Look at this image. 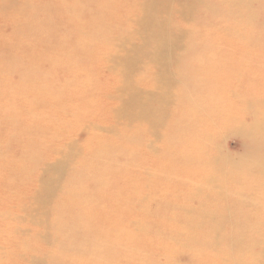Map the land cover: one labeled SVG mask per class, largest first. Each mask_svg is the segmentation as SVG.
Returning <instances> with one entry per match:
<instances>
[{
    "label": "bare ground",
    "instance_id": "bare-ground-1",
    "mask_svg": "<svg viewBox=\"0 0 264 264\" xmlns=\"http://www.w3.org/2000/svg\"><path fill=\"white\" fill-rule=\"evenodd\" d=\"M19 1L21 0H0V16L11 14L22 17L11 21V24L0 23V43L59 45L57 56L55 51H43L39 59L52 63L57 69H61L63 65L66 71H83L88 74L84 78L69 76V81H64L61 87L56 86L57 93L65 92L70 95V104L79 95L87 104L91 103L98 92L106 89L102 81L104 79L94 69L95 65L101 63L107 70L111 69L120 78L114 85L115 92L108 93L107 96L120 104L116 107L119 116L117 125H122L105 127L92 116L87 130L79 129V138L95 132L105 133L100 134L102 136L96 135V139L85 141L83 146L63 143L53 145L47 152L43 149L40 150L41 153L31 152L28 159L36 166H30L25 177L27 182L30 179L39 183V186L27 192L25 198L31 201L27 205L33 207L21 219L33 220L34 224L42 226L43 231L37 237L48 245L59 244L62 250L56 255L48 252L36 257L25 253L27 264H118L119 260L123 261L121 264H179L182 260L191 264H264V245L260 246L258 239L251 237L252 227H249L251 224L258 227L264 222L229 223L228 229L232 231V235L230 232L219 239L204 236L205 239L198 235L203 233L199 230L203 225H198L197 229L191 231L193 236L180 228L176 230L177 227L173 225L174 228L169 230L159 227L153 236L145 235L144 239H140L125 226L127 223L136 224L138 231H144L136 216L134 219L130 214L131 209L114 213L98 207L99 204L112 201V198L117 199L112 194L116 192L119 195L118 187H125L131 193L137 190V181L128 179L137 168L126 164L137 162L138 155L129 152L127 148L134 147L140 139L143 141L144 131L140 127H134L133 122L149 117L153 122L148 132L159 138L162 128L169 131L175 128L176 121H172L178 115L172 112L175 103H181L186 98L187 103L193 106L199 104L205 96V93L198 90V85L200 82L206 85L205 80L210 81L214 75L209 74L201 80H194L193 75L203 73L206 69L216 71L218 67L208 68L205 61L194 63L190 58L205 49L219 48L214 45H230L233 52L229 59H234V55L241 51L236 48L238 45H264V0H219L217 3H213V0H177L183 1L179 6L174 4V0H141L142 4H137L134 8L135 14L131 16L130 24L127 21L115 22L116 12L106 11L114 0H79V5L74 0H68L67 3L59 0L58 5L65 9L55 10L54 13L52 11L57 9V5H53L52 0H40L38 5L33 6ZM213 9H217V12L209 16L204 14L210 20H203L205 28L197 31L201 21L197 22L195 18L200 19L204 11ZM81 11L90 12L89 17L85 13L80 14ZM43 13H49V16L41 18ZM174 18H185L187 26H183V23L175 24ZM80 45L83 46L79 47ZM105 45H112L117 50L113 54L104 55L102 50ZM246 51L243 52L246 53L245 60L253 50ZM0 52H3L0 53V67L7 64V56L14 58L13 63L16 59H22L25 64L18 69L28 71L30 75L29 79L16 83L15 90L1 94V98L10 94L17 102L18 95L19 101L30 105L31 109L49 102L59 103L57 97L37 89L32 99L23 97L24 90L34 86L32 82H45L54 76L52 71L43 72L39 69L41 63L34 57L36 55L31 48L7 47L0 49ZM91 55H94L91 64L81 66L76 63ZM33 62H38L39 66L34 68L38 63ZM227 70L226 76L232 79L242 74L239 68L229 67ZM10 71L8 68L0 75V87L14 84L15 76H11ZM149 78H154L157 84V89L153 92L142 87V82ZM260 79L263 80V88L250 89L249 95L246 94L245 97L240 98L234 91L233 99L236 106H239L238 111L230 107L231 104L227 107L226 102H220L222 91L215 93L220 102L218 113L229 109L232 110L233 117H226L214 132L213 128L207 126L196 137L180 138V145L185 142L192 145L190 141L197 139L199 144L192 150L201 152L208 149L206 145L212 144L218 149L214 158L217 163H234L233 167L237 166L238 172L249 176L252 172L261 174L263 181L259 186L264 187V77ZM178 86H184L180 91L183 98L177 90ZM231 89L226 91H232ZM197 92L200 93L199 100H196ZM75 93L77 96H74ZM62 101L65 102L66 99ZM5 106L13 110L20 108L14 101ZM102 109L103 106L99 110ZM69 113L74 118L83 113V109L79 106ZM35 118L36 115L26 118L32 124L25 127L23 134L30 135L39 143L41 139L33 134L44 133L34 123ZM72 120L66 116L64 121L61 120L59 128L66 127L64 131H70L71 126H74ZM128 126L132 127L130 131L123 129ZM10 127L19 129L22 126L17 121L6 128ZM215 133L216 136L213 135ZM57 137L62 138V135L58 133ZM229 138L238 142L234 151H230L227 146ZM108 139L114 140L108 142ZM33 142L28 140L32 145ZM19 143L12 142L9 136L3 143L0 141V161L10 156V160L18 166L27 165L24 163L28 160L26 152L14 153L17 151L14 144ZM188 152L189 150H185L184 154ZM85 155L90 158L81 160ZM90 163L103 165L101 169L109 174L93 168ZM225 167L223 166L224 169ZM10 209L0 203V221L10 214ZM183 225L188 229L189 224ZM211 225L214 232L227 233L220 228V224ZM22 231V234L29 232ZM163 233H166L165 236L161 235ZM137 240L144 242L141 249L136 247ZM146 246L149 247L148 253L145 252ZM206 247H219L216 258L213 259L209 251L204 252Z\"/></svg>",
    "mask_w": 264,
    "mask_h": 264
},
{
    "label": "rangeland",
    "instance_id": "rangeland-1",
    "mask_svg": "<svg viewBox=\"0 0 264 264\" xmlns=\"http://www.w3.org/2000/svg\"><path fill=\"white\" fill-rule=\"evenodd\" d=\"M39 1L21 0L19 2L33 6L38 5ZM60 1H65V3L69 2L68 0ZM60 1L52 0L53 5H57V9L54 8L52 13L55 10L63 11L65 9L58 5ZM218 1L213 0V3H217ZM142 2L141 0H114L109 5L110 8H106V11L116 12L115 16L117 17L115 22L124 21L125 23L127 21L130 24L131 16L135 14L134 8H136L137 4H142ZM182 2L174 0V4H177V6ZM74 3L79 5V0H74ZM219 7H217L218 10ZM217 9L204 11L203 17L200 19L198 17L195 18L197 22L201 21L199 26H197V31L205 28L202 21L210 20L206 16L215 14ZM81 13L87 14L88 17L90 14L87 11H81ZM48 16L49 13H43L40 17L44 18ZM20 18H22L21 15H1L0 23L11 24V21H16ZM82 19H84L83 16ZM195 20L193 21L194 23H196ZM185 21V18H174V23L177 25L183 23V26H187ZM83 28H85V23L83 24ZM81 46L83 45L79 47ZM214 46H218L219 48L205 49L190 58V61L194 63L205 61L204 63L207 64L205 66H208V68H216L217 66L218 69L216 71L206 69L203 73L193 75L194 80H201L203 77L207 78L209 74L214 75L210 81L205 80L206 85L203 82L199 83L198 90L205 93V96L197 105H189L187 99L183 98L180 92L182 88L184 89V86H178L177 90L184 101L175 103L177 107L175 106L172 112H176L178 115H175V119L172 120L173 122L176 121L175 128L172 131L162 128L158 138L151 136L148 132L153 122L149 117L133 122L134 127H140L144 131V140L142 141L140 139V142L134 147L127 148L129 152H135V155H138L137 162H128L126 164V166H135V169L137 168L128 177L130 180L137 181V190L131 193L132 191L125 187H118L120 190L118 192L119 195H116V192L112 194L117 199L112 198V201L98 205V207L107 209L109 212L113 211L114 213L122 211L123 209H131L130 214L133 215L134 219L136 216L138 224L141 223L144 231H138L139 229L136 224L131 225L127 223L125 226L140 239H144L143 236L145 235L153 236L154 231L159 227H165L163 230H169L170 228H174L173 225L177 227L176 230L182 229L181 231L189 232L192 236L193 233L191 231L197 229L198 225H203L201 226L202 229H199L203 233L198 235L201 237L208 236V239H219L229 235L230 232V235H232V231L228 229L229 223L264 222V187L259 186L260 182L263 181L261 174L252 172L249 176L244 172H238L237 166L233 167L234 163L220 165L214 160L218 154V149L212 144L210 146L206 145L208 149L201 152L192 150L199 144L197 139L190 141V144L193 143L192 145H187L186 142L180 145V138L196 137L200 134L201 129L204 130L207 126L213 128L214 132L218 126L223 124L226 117H229V115L233 117V112L229 109H227V112L222 110L223 113H218V103L226 102L227 107L231 104L230 107H234L237 110L239 106H236L234 103V91L238 93L237 96L242 98L246 94L249 95L250 89L258 90L263 88V80L260 78L264 77V51H260L264 50V45H250V47L238 45L236 48L241 51L237 55H234V59H229L232 57L233 52L230 45ZM7 47L31 48L33 54L36 55L34 57L41 63L39 69L43 72H54V76L49 77V80L45 82H32L34 86L25 89L23 97L32 99L35 94L34 91L37 89V91L44 93L49 92V95L59 99V103L57 104L49 102L31 109L30 105L19 101L18 95L17 102L10 94H5L2 98L0 97V141L3 143L9 136L12 142H20L19 144H14L17 149L14 153L20 152L24 154L26 152V158L28 159L31 152L36 151L41 153L42 151L40 150L42 149L47 152L53 145L59 146L63 143H70L83 146L85 141L96 139V135L105 134L95 132L79 138V129L87 130L90 126L89 120L92 116L96 117L105 127L117 125L119 116L116 113V107L120 106V104L112 101L107 94L115 92L114 85L119 81L120 77L111 69L107 70L101 63L95 65L94 69L99 77L104 79L102 81L106 89L98 92L91 103L87 104L84 98L79 95L70 104V101H68L70 95L65 94V92L62 94L61 92L57 93L56 86L61 87L64 81H69V76L84 78L88 74L83 71H66L63 65L61 69H57L52 63L47 61L42 62L43 60L39 59L43 51H55V56H57V48L59 45H9L6 42L0 43V49ZM104 48L102 50V54L104 55L113 54L117 50L112 45H105ZM248 49L253 50V52L248 54V59L245 60L246 53L243 54V52H247L246 50ZM93 56L91 55L88 59L76 61V63L81 66L89 65L93 62ZM7 59V64L0 67V75L9 68L12 71L11 76H15V82L7 87H0V95L15 90L14 85L16 83L30 78L28 71L22 72L18 69L19 66L25 64L22 59H16L14 63L13 57L7 56ZM39 63L34 68H37ZM229 67L239 68L242 74L235 76L234 79L232 77L229 78V76H226ZM87 72L91 74L90 71ZM135 82L138 84L137 80ZM142 85L143 89L148 91L153 92L157 89L154 78H149V80L142 82ZM190 88H193V86ZM203 88L204 91H201ZM230 89L232 91H226ZM220 92L222 93V98L218 102V97L215 96V93L219 94ZM74 96H77L76 93ZM63 99H66V101H62ZM199 99L200 93L197 92L196 100ZM12 101L16 105L19 104L20 108L13 110L9 107L7 109L5 104H10ZM103 104L106 105L104 106ZM79 106L83 109V113L72 118L69 112L71 109ZM101 106H103V109L99 110ZM29 115H36L33 121L41 127V131L44 133L43 135L39 133L33 134L37 135L35 137L41 139L39 143H36L30 135L23 134L25 127L32 124L26 121ZM66 116L71 120L73 119L72 123L74 124L73 127L69 125L71 126V130L68 132L64 131L66 127L59 128V125L62 123L61 120L64 121ZM17 121H20V125L22 126L19 129L18 127L17 129H12V127L6 128L11 126L12 123H17ZM199 125L203 127H198ZM123 129L130 131L132 127L128 126ZM58 133L62 135V138L57 137ZM219 134L220 132L217 133V136L216 133L213 135L218 137ZM108 135L110 137V134ZM28 140H33L34 145L28 143ZM113 140L108 139V142H112ZM237 144V140L233 138H229L227 141V146L230 151L236 150ZM185 150H189V152L184 154ZM11 158L7 156L0 161V203L11 208L10 214L7 217H2L3 220L0 221V226H2L0 228V264H27L25 253H29L32 257L44 255V253L48 252L50 254L53 253V255L59 254V251L62 250L58 246L59 244L48 245L37 237L43 231L42 226L34 224L35 221L33 220L21 219L22 216L24 217L25 214L30 213L33 207V205H27L31 204V201L25 198L27 192L34 189L35 186H39V183L30 181V179L27 182V177H25V173L29 167L34 168L36 164L33 165L28 159L24 162L27 165L18 166L10 160ZM85 158L88 159L90 157L85 155L81 160H85ZM90 165L93 168L99 169L103 166L97 163H90ZM223 166H226L225 169ZM101 172L109 174L105 169H101ZM183 223L189 224L188 229L184 227ZM213 223L220 224V228L227 233L214 232L213 225H211ZM249 227H252L251 237L258 239L260 246L262 244L264 245V224H260L258 227L251 224ZM17 229L18 232L16 231ZM22 230H28L29 232L22 234L24 232ZM51 231L54 232V229L51 228ZM165 234L163 233L161 235L165 236ZM136 244V247L141 249L144 242H138L137 240ZM148 248V246L145 247V252L147 253ZM204 250V252L209 251L214 259L219 252V247L216 249L206 247ZM121 263L123 261L119 260L118 264ZM179 264L191 263L187 260H182Z\"/></svg>",
    "mask_w": 264,
    "mask_h": 264
}]
</instances>
